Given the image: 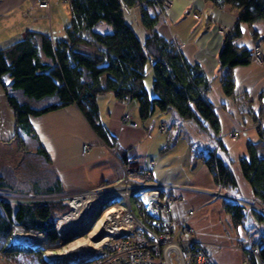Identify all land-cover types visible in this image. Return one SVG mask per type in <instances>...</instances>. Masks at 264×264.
<instances>
[{"label":"trees","instance_id":"obj_1","mask_svg":"<svg viewBox=\"0 0 264 264\" xmlns=\"http://www.w3.org/2000/svg\"><path fill=\"white\" fill-rule=\"evenodd\" d=\"M71 12L66 37L53 40L47 34L29 31L12 45L0 49V84L14 111L17 129L37 139L31 123L39 117L71 105L79 108L95 134L108 147L115 148L116 139L101 121L97 98L111 92L119 101L135 100L139 104L142 120L150 118L156 110H174L182 120H193L211 138L203 162L215 183L227 190L238 186L235 175L226 159V150L220 140V122L214 105L208 99L211 83L198 64L190 63L179 46L160 34L156 26L160 20V0H122L130 8L141 10V23L148 31L144 40L136 34L126 20L120 0H65ZM221 9L230 5L238 10L233 26L223 33L218 59L223 69L221 86L226 96L235 95L233 68L252 62L251 49L239 45L242 26L264 21V0H205ZM144 3V6L137 7ZM106 22L110 32H100L96 26ZM254 46H260L259 33L252 31ZM262 50V49H261ZM263 52V50H262ZM150 62L153 71L152 90L145 86L146 67ZM6 79L10 81L7 82ZM258 123L259 140L248 144V157L240 159L243 176L251 185L254 196L264 208V127ZM218 144L221 153H215ZM171 142L163 148L169 149ZM37 153L48 160L39 143ZM130 151L116 149L122 162ZM39 191L32 184V192L23 193L14 188L9 178L0 173V193L26 200H0V257L9 259L31 257L33 264H59L48 261L41 248L11 244L13 225L25 231L42 232L46 249L59 246L55 229L57 216L69 210L61 198L59 180ZM49 197V200H40ZM60 197V198H57ZM234 225H244L243 206L227 200L224 203ZM260 222L264 214L254 211ZM53 235L47 237L46 234ZM260 263H264V237L258 244ZM250 264L255 258L250 257Z\"/></svg>","mask_w":264,"mask_h":264},{"label":"crops","instance_id":"obj_2","mask_svg":"<svg viewBox=\"0 0 264 264\" xmlns=\"http://www.w3.org/2000/svg\"><path fill=\"white\" fill-rule=\"evenodd\" d=\"M138 9L133 8L128 14L130 20H126L138 37L144 40L148 31L141 23ZM237 14L238 10L230 5L218 9L205 0H173L161 14L156 29L167 39L173 40L190 63L198 64L211 83L208 99L218 116L220 140L238 184L235 190L222 188V191L232 197L253 201L264 210L240 167V159L248 157V144L259 140L256 117L264 127V63L259 65L251 62L233 68L235 95L232 97L225 95L220 81L223 69L218 55L223 34L219 32V27L229 30ZM71 19L70 7L65 0H49L48 9L39 8L35 0H0V49L23 39L29 31L47 34L53 40L63 39ZM242 30V37L237 43L252 48L255 42L252 31L256 30L264 54V21L252 26L244 24ZM145 86L149 94L154 96L151 84L145 81ZM97 102L101 121L116 139L115 148L105 145L79 108L71 105L31 118L36 140L48 155L46 160L37 152H30V146L26 147L29 144L22 139L21 132L17 129L14 111L0 84V146L11 144L13 139L22 140L24 158L30 157V154L40 158L53 175L52 179L40 177L33 184L41 191L45 189L44 185L50 187L59 180L61 198L116 181L121 176L122 162L116 149L130 151L128 157H136L140 166L147 167L150 161H154L155 180L187 187L177 189L175 193L195 210L189 223L197 231L196 240L210 246L213 262L244 264L247 259L244 249L258 247L264 237V221L260 222L254 211L262 214L264 211L245 210V224L234 225L225 209V200L213 198L207 192L219 190L202 159L207 153L204 149L208 150L211 144L207 132L200 129L193 120H182L172 109L166 112L156 110L150 118L142 120L137 101H119L111 92L99 95ZM126 111L131 112L137 127L131 128L122 122V115ZM161 124L166 127L164 131H159ZM234 132L239 133L235 138L230 136ZM146 139H153L151 141L155 147L142 154L141 144ZM169 141L170 148L163 151ZM180 142L185 154H182V158H176L183 162L177 167V171L172 165L173 161L169 160ZM83 145L90 146L85 155L81 153ZM200 148L203 150L197 155L196 150L198 152ZM256 231L258 234L254 235ZM255 264L261 263L255 259Z\"/></svg>","mask_w":264,"mask_h":264},{"label":"built area","instance_id":"obj_3","mask_svg":"<svg viewBox=\"0 0 264 264\" xmlns=\"http://www.w3.org/2000/svg\"><path fill=\"white\" fill-rule=\"evenodd\" d=\"M120 1L125 14H130L132 8L125 5L122 0ZM160 1L158 8L161 13L173 3V0ZM35 4L42 9L49 8V0H35ZM140 6H144V3L137 5V7ZM224 31L225 28L221 27L220 32ZM251 52L252 61L264 62L261 47L253 46ZM128 101L129 99L124 102ZM122 122L131 128L137 127L129 111L122 115ZM164 127L162 125L160 131ZM238 134L234 132L230 136L235 138ZM89 149V145H83L81 153L85 155ZM214 151L221 153L218 144H215ZM153 168L154 161H150L145 167L138 165L136 157H130L126 162H120L121 176L116 181L63 197L69 205V210L60 215L55 224L61 243L64 240V231L76 223V219L70 217L73 214V199L107 195L96 211L95 222L110 207L117 206L120 209L114 213L117 217L116 222L107 223L93 235L91 232L96 225L92 226L93 228L87 233L85 247L76 250L74 254L78 256L77 259L69 258L67 262L59 264H215L210 246L196 240L197 231L189 223L195 210L175 193L177 189L187 187L155 180ZM207 192L218 197L222 187L219 186L218 192ZM221 197L243 206L247 212L252 209L264 211L253 201L250 202L241 197H232L225 192ZM25 199V197L20 199L0 193V200ZM100 233H105V236L99 241H94L93 238ZM11 244L41 248L45 250V257L48 258L46 238L42 232L25 231L20 226L13 225ZM239 248L242 249V246ZM244 250L247 254L244 264H250V257L260 261L258 247L251 246Z\"/></svg>","mask_w":264,"mask_h":264},{"label":"rangeland","instance_id":"obj_4","mask_svg":"<svg viewBox=\"0 0 264 264\" xmlns=\"http://www.w3.org/2000/svg\"><path fill=\"white\" fill-rule=\"evenodd\" d=\"M138 12L141 13V10L138 9ZM163 12L161 14H163ZM126 18H127V20H130V17L128 15H126ZM96 29L98 31H100V32H103V33L110 32L112 30L111 26L109 24H107L106 22H100L96 26ZM220 31H221V26L219 27V32ZM223 33L224 32H222V34ZM263 56H264V54H263ZM252 62H255L256 64H259V65L264 63V62L263 63H258L257 61H252ZM146 71H147V75H146L145 81H146V83H149L152 86L153 71H152V67H151L150 62L147 64ZM155 118H157V116L154 117V119ZM163 126H165V125H163ZM160 127H162V124H161ZM160 127H159V131H160ZM165 129H166V127H164V129L162 131H164ZM20 132H21L22 139H24L26 141V143L28 142V144H29L26 147L28 148L30 146L29 147V151L30 152H37V149H38V146H39L38 141L32 136H27L26 133H24L22 131H20ZM153 139H146V140L143 141V143L141 144V146H142V150H141L142 154L147 152L148 150H149V152L151 151V149L153 150V146L154 145H153V141H151ZM21 141L22 140H20V139H13L11 144H7V145H3L2 144L0 146V173L3 172L2 174H4L7 178H9L10 183H12V185L14 186V188L16 190L28 194L29 192H32V190H33L32 184L34 183V181H37L40 177L42 179H52L53 175H52V172L49 169L48 165L44 161H41L40 158H38L36 156L34 157L31 154H30V157L24 158L25 152L21 149V145H22ZM210 143H212V142H210ZM182 146L183 145L180 142L177 145L178 148L175 151H173V154L170 155L171 159L169 161H173L172 165L175 167V169H177V171H178L177 167H179L181 165L182 161L181 162L177 161L176 158H182V156H183L182 154H185L184 153L185 151L183 150ZM89 148H90V146H89ZM202 150L203 149H201V148L198 150V152L196 150V154L200 155ZM204 150L208 151L207 149H204ZM205 155H206V153H205ZM149 156H151V155H149ZM21 159H22L23 162L20 161ZM207 191L218 192V190H207ZM222 193H224V192L223 191L220 192V196H218V197H215L213 195H212V197L213 198H220V199H223V200L227 201V199L221 197ZM64 197H66V196H64ZM19 198L21 199V198H24V197H19ZM39 199L40 200H49L51 198H49V197H41ZM62 214L63 213L59 214L57 216V218L60 217V215H62ZM91 228H93V227H91ZM55 229H56V227H55ZM87 233H85L84 235H82L80 237H77V238H75L73 240H70L68 242H64L63 241V243H61V241H59V246L57 248L55 247L54 249H48V251H55V252L61 251V252H63V251H65V250L70 248L69 247L70 244H73L74 242H77L78 241L77 239H80V238L86 239L87 238ZM253 234L257 235L258 233L256 231ZM52 235H53L52 232H48L46 234L47 237H50ZM43 251H44V255L43 256L45 257L46 256V252H45V250H43ZM34 261H35V259L31 258L29 256L20 257V258H13V259H9L7 257L6 258L5 257H0V264H33Z\"/></svg>","mask_w":264,"mask_h":264},{"label":"bare ground","instance_id":"obj_5","mask_svg":"<svg viewBox=\"0 0 264 264\" xmlns=\"http://www.w3.org/2000/svg\"><path fill=\"white\" fill-rule=\"evenodd\" d=\"M106 194H100L95 196H90L88 198H78L73 199L72 201V207H73V214L70 215V217L73 219H76V223H73V227L68 228L67 233H70L71 231H77L78 229H85L88 226H93L94 230L91 232V235H93L95 232H97L100 228H103L107 223H114L116 222V214H114L120 207L112 206L110 207L102 216L101 218L95 222V214L98 210L100 204L103 202V200L106 198ZM73 228H76L74 230ZM87 240L86 239H79L77 242L70 244V248L66 251H48L47 256L48 257H60L64 259L73 258L74 254L76 253V250L83 249L86 245Z\"/></svg>","mask_w":264,"mask_h":264},{"label":"water","instance_id":"obj_6","mask_svg":"<svg viewBox=\"0 0 264 264\" xmlns=\"http://www.w3.org/2000/svg\"><path fill=\"white\" fill-rule=\"evenodd\" d=\"M92 226H88L85 229H78L77 231H71L70 233H67L66 231H68V229L66 231H64V242H68L70 240H73L77 237H80L82 235H84L85 233H87ZM71 229V228H70ZM74 230H76V228H73ZM105 236V233H100L98 234L95 238H93L94 241H99L101 240L103 237ZM48 261H59V263H64L67 262V259L64 258H60V257H45ZM78 256H73V259H77Z\"/></svg>","mask_w":264,"mask_h":264}]
</instances>
